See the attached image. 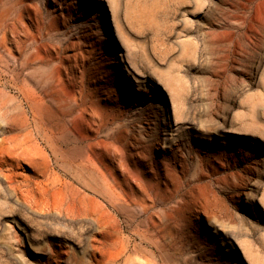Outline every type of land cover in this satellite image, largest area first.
<instances>
[{"label":"rangeland","instance_id":"obj_1","mask_svg":"<svg viewBox=\"0 0 264 264\" xmlns=\"http://www.w3.org/2000/svg\"><path fill=\"white\" fill-rule=\"evenodd\" d=\"M250 263L264 0H0V264Z\"/></svg>","mask_w":264,"mask_h":264},{"label":"bare ground","instance_id":"obj_2","mask_svg":"<svg viewBox=\"0 0 264 264\" xmlns=\"http://www.w3.org/2000/svg\"><path fill=\"white\" fill-rule=\"evenodd\" d=\"M160 80V79H159ZM170 90H172V89H170ZM171 92V91H170ZM170 92H168V93H170ZM172 95V94H171ZM170 95V96H171ZM171 98H172V96H171ZM242 123V122H241ZM246 123V122H245ZM235 124V123H234ZM242 124H244V123H242ZM247 125V124H246ZM246 125H244V127L246 126ZM241 127V126H240ZM242 128V127H241ZM246 128V127H245ZM244 129V128H243ZM252 262V261H251ZM251 264V263H250Z\"/></svg>","mask_w":264,"mask_h":264}]
</instances>
